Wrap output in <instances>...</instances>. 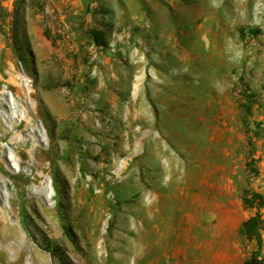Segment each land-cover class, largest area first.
<instances>
[{
  "label": "rangeland",
  "instance_id": "1",
  "mask_svg": "<svg viewBox=\"0 0 264 264\" xmlns=\"http://www.w3.org/2000/svg\"><path fill=\"white\" fill-rule=\"evenodd\" d=\"M252 158L264 0H0V264H242Z\"/></svg>",
  "mask_w": 264,
  "mask_h": 264
},
{
  "label": "trees",
  "instance_id": "2",
  "mask_svg": "<svg viewBox=\"0 0 264 264\" xmlns=\"http://www.w3.org/2000/svg\"><path fill=\"white\" fill-rule=\"evenodd\" d=\"M251 35L257 36L259 34V30L257 28L250 27L247 29ZM16 32V29H14ZM241 35L244 37L246 34V29H240ZM92 35L95 38L97 44L99 46H105V35L104 32L101 31H92ZM256 93H251L248 96L249 102L244 105L245 117L244 124L248 130H250V122L249 118L253 114V107L255 105ZM258 128H260L259 124H257ZM255 137H260L261 133L256 130L254 131ZM251 145L254 146L253 140H250ZM254 150L252 155H254ZM246 172H247V186L243 191L242 202L243 207L247 210H254L255 214L245 220L242 223L240 233L249 241H254L256 244V250L246 258L242 264H264V218L262 214V210L264 209V195L256 191L251 187V179L252 177H257L260 175V170L258 168V159H250L246 163Z\"/></svg>",
  "mask_w": 264,
  "mask_h": 264
}]
</instances>
